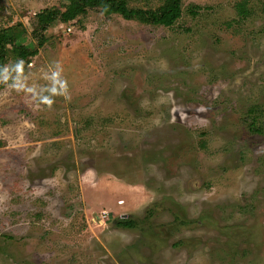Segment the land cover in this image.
<instances>
[{"label":"rangeland","instance_id":"374dc122","mask_svg":"<svg viewBox=\"0 0 264 264\" xmlns=\"http://www.w3.org/2000/svg\"><path fill=\"white\" fill-rule=\"evenodd\" d=\"M241 1L171 27L92 8L8 56L0 264H264V0ZM68 3L0 0V30L38 47L36 14Z\"/></svg>","mask_w":264,"mask_h":264},{"label":"trees","instance_id":"16d2710c","mask_svg":"<svg viewBox=\"0 0 264 264\" xmlns=\"http://www.w3.org/2000/svg\"><path fill=\"white\" fill-rule=\"evenodd\" d=\"M186 0H164L163 5L156 9L131 8L126 0H69L65 10L58 8L45 9L36 14L34 28L35 37L39 33L40 41L37 46L27 43V29L22 23L0 30V76L6 65L8 56L13 55L18 62L29 64L44 46V33L56 23H71L84 16L89 9L100 8L105 15L118 14L126 20H136L141 23L157 26H173L182 16L183 3ZM249 0L236 4L241 18L250 15ZM195 14V11H191ZM123 228H135L136 224L127 219L118 222Z\"/></svg>","mask_w":264,"mask_h":264},{"label":"built area","instance_id":"2783aa9c","mask_svg":"<svg viewBox=\"0 0 264 264\" xmlns=\"http://www.w3.org/2000/svg\"><path fill=\"white\" fill-rule=\"evenodd\" d=\"M106 216V215H105Z\"/></svg>","mask_w":264,"mask_h":264}]
</instances>
